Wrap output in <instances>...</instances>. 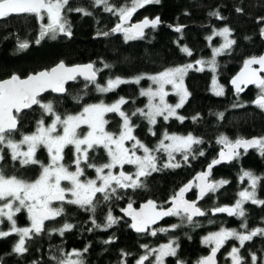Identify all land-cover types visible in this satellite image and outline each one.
I'll list each match as a JSON object with an SVG mask.
<instances>
[{"label":"trees","instance_id":"1","mask_svg":"<svg viewBox=\"0 0 264 264\" xmlns=\"http://www.w3.org/2000/svg\"><path fill=\"white\" fill-rule=\"evenodd\" d=\"M111 2L122 5L129 0ZM67 8H83L92 14L85 16L81 12L68 11ZM67 8L65 15L70 23L72 36L58 35L55 40L45 38L39 45L34 42L40 31V22L36 17L20 15L0 20V79L12 74L25 77L63 61L67 65L93 63L97 69H102L98 72L97 83L104 85L109 78L117 76L132 79L141 74H156L169 67L194 63L198 59L210 60L212 48L218 47L222 42L220 37L214 36L209 45L207 37L213 34L214 29L228 27L232 32L230 38L235 39L236 44L230 51L216 57L215 73L208 68L203 72L189 71L185 77V86L191 95L185 105L178 109V114L186 117L183 123L174 118L167 122L158 118L153 129L156 135L153 136L147 121L139 116L133 117V122L139 125L134 134L150 148H155L164 131L180 135L191 133L203 139L204 143L195 147L203 150L204 156L194 159L190 157L188 162H184L182 156L177 154L176 159L181 162V167L162 168L145 179V188L120 190V199L113 198L107 202L101 200L94 214L77 205L66 204L64 215L45 222V232L26 242L28 252L24 255L12 251L18 236L13 234L0 238V262L56 264L52 257L61 256V250L66 254L72 250L83 252L87 247L88 250L82 257L84 264H122L125 260L126 264H132L144 253L142 245L155 247L175 239L179 244L177 256L166 258V264H176L177 260L184 261L185 264H196L207 251L201 240L203 236L221 228L242 230L240 219L226 213L212 215L208 210L216 206H231L236 201L239 191L245 187V181L241 183L239 179L242 169L264 176V157L255 149H250L247 155H242L230 164L219 165L212 171L210 179H223L229 183L216 193H209L199 200L198 206L208 211V215L194 219L199 223L198 227L184 225L175 231L158 232L156 236L149 233L138 234L131 230L122 215V209L127 208L129 203L137 207L150 199L167 207L171 196L215 159L221 148L217 143L220 135H227L231 139L264 136V110L253 104L259 90L254 86L237 95L230 88V81L242 68L244 61L264 52V40L260 35L264 22L259 21L260 17H264V0H161L159 4H149L139 9L132 17L135 22L145 17L152 19L159 16L161 24L156 29H147L143 38L131 41H125L121 33H111V29L118 23V17L105 12L102 6H95L94 0H69ZM238 8L243 11H236ZM215 11H219L223 19L209 15ZM176 26H181L183 31L173 32L172 28ZM101 32H109L110 35H99ZM95 36L98 37L94 38ZM22 40L29 41V49L18 48V43ZM185 46L193 53L191 56L181 50ZM104 64L110 67L104 68ZM214 77L225 88L223 96H216L213 92ZM87 83L78 78L67 86L63 96L48 93L40 99L46 103L52 102L55 111L61 116L77 114L86 104L101 101L112 103L121 96L128 99L129 103L123 108L129 112L147 104L146 97L140 96V89L150 86L147 79L140 84L121 85L107 94L99 93L92 84L85 87ZM169 99L175 102L173 97ZM238 104L245 106H234ZM218 113L224 114L223 119L218 117ZM194 116L199 119L193 121ZM20 117L18 132L14 134L16 140L22 134L34 132L42 117L45 124L50 121V117L37 105L20 114ZM106 119L109 120L107 130L118 132L120 117L109 113ZM157 155L161 162H166L165 154ZM89 156L97 164L107 161L103 149L96 150L94 154L90 152ZM37 158L46 165L49 161L47 149L41 147ZM73 159V149L68 146L64 152V163L72 168ZM0 167L6 175H16L29 181L35 180L41 171L39 165L22 167L18 161H12L7 149ZM128 170L132 172L131 167ZM85 173L88 178L94 176L91 168H85ZM257 193L259 197H264V181L258 186ZM97 198L101 199L100 194H97ZM190 198L195 199L194 192ZM109 211L118 218V222L106 229L95 228L93 218L96 223L104 225ZM16 220L19 226L27 224L24 212L17 215ZM165 222L167 227L180 224L177 217H169L160 225ZM64 223H71L74 228L66 231L63 236L52 231L63 227ZM247 223L248 228L255 227L253 219ZM108 240L112 242L105 243ZM230 242L221 249L223 255L232 245ZM122 253H127V257ZM221 263L224 264L225 260Z\"/></svg>","mask_w":264,"mask_h":264},{"label":"snow or ice","instance_id":"2","mask_svg":"<svg viewBox=\"0 0 264 264\" xmlns=\"http://www.w3.org/2000/svg\"><path fill=\"white\" fill-rule=\"evenodd\" d=\"M161 0H129L122 5H117L111 0H94L95 6H102L103 10L118 17L119 22L111 29V33H121L125 41L143 38L146 29H156L161 24V18L156 16L149 19L145 17L142 21L133 23L132 17L141 8L149 4H159ZM69 0H0V20L11 16L32 15L40 22V31L35 39V44L39 45L45 38L55 40L58 35L72 36L70 23L65 15V10ZM68 11L81 12L85 16L92 13L83 8H67ZM238 12L243 10L238 8ZM209 15L218 19H223L219 11L211 12ZM47 18V23H45ZM264 22V17L259 18ZM176 32L183 31L181 26H176ZM99 35L108 36L109 32H101ZM260 35L264 37V28L260 29ZM214 36L222 37L223 44L220 47L212 48V58L210 60L198 59L194 63H187L182 66L169 67L152 75L141 74L132 79L121 77L109 78L106 84L97 83L98 72L93 63L84 65L68 66L63 61L56 66L39 71L22 78L13 74L10 78L0 80V165L5 160V149L8 150L12 161H18L22 167L39 165L41 171L35 180H26L16 175H6L0 167V224L6 219L10 228L8 231L0 230V238L9 237L13 234L19 237L12 251L18 255L28 252L26 242L34 236H39L45 232V222L55 220L64 215L63 204L77 205L86 211L96 212L97 206L102 201L107 202L113 198L120 199V190H136L145 188V179L152 173L162 170V168H179L181 162L177 161L176 155L182 156L184 162L189 158L204 156L203 150H198L195 146L204 143L203 139L187 135L170 134L164 131L162 138L155 148H150L143 143L134 133L139 127L133 122V117L139 116L147 121L150 133L155 136L153 130L158 123V118L167 122L170 119L184 122L186 117L178 114V109L182 108L190 97L191 93L185 86V77L189 71L203 72L205 67L215 73L217 71L216 57L230 51L236 44L235 39H231L232 32L228 27L220 30H213V34L207 37L209 45ZM30 43L27 40L19 41L18 48L27 50ZM185 54L191 56L193 53L189 48L182 47ZM258 66V67H254ZM110 65L104 64V68ZM264 55L251 56L244 61L240 73L235 76L230 83L233 85L237 95L244 91L248 85H255L259 90L253 103L264 110ZM82 77L89 84L95 85L96 91L101 94L114 92L121 85L134 83L140 84L142 80H149L156 87L140 89V96L147 97V104L143 108H136L131 112L123 108L129 101L121 96L112 103H90L82 107L77 114H58L52 102H43L40 97L43 93L52 91L55 93L66 92L65 85L69 81H75ZM213 92L216 96H223L225 88L219 85L216 78L212 81ZM171 86V92L167 90ZM170 94L178 97V102L170 104L166 97ZM34 105L39 106L45 114L53 117L48 125L42 117L37 122L35 132L22 134L21 139L16 140L14 134L18 132L20 124V114L31 109ZM244 107V104L234 105ZM109 113L117 114L121 119L119 132H112L106 129L109 120L106 116ZM223 119V113L217 114ZM193 121L199 119L192 117ZM82 126H86L87 131L80 132ZM217 143L221 145L218 157L213 159L205 171L196 175L190 181L171 196L168 203L170 207L164 208L156 201L148 200L140 209L136 211L129 203L127 209H122L127 216H130L133 223L131 227L138 233H149L156 236L158 232L167 233L175 231L184 225L198 227L199 223L194 220L196 217L226 213L242 221L241 228L237 229L221 228L219 231L211 232L203 238V244L211 249L210 254L199 258L196 264H218L217 254L229 240L238 241L239 247L232 246L226 260L231 264H246V258L241 255V249L245 243L252 241L254 237H264V227L248 228L246 210L244 205L251 203L264 207V199L258 197L257 188L264 176H257L250 170H241L239 177L241 183L247 180L248 187L239 191L238 199L231 206H216L208 211L198 206L199 200L209 193H216L220 188L227 185V180L210 179L212 169L221 163H231L238 160L242 155H247L250 149H255L260 156L264 157V136L245 138H229L227 135H220ZM72 146L74 149L73 164L75 170H70V166L64 163L65 148ZM43 147L47 149L50 162L43 164L37 158L38 150ZM103 149L107 155V162L97 164L92 161L89 153ZM242 150V151H241ZM142 151V155L137 153ZM158 153L166 155V162H161ZM125 165L135 168L134 172H126ZM85 168L95 171V179L86 177ZM118 170V171H116ZM85 177L84 179H81ZM67 182L68 186H62V182ZM198 189V199H186V194L193 188ZM100 194V198H97ZM54 202H60L59 207H54ZM22 210L27 212L30 226L18 227L16 215ZM165 217H177L180 224H174L170 228H152L159 220ZM118 222L109 211L104 225L96 223L93 218L92 223L95 228H109ZM74 228L71 223H64L63 227L53 229L61 236L66 231ZM111 240L105 243H111ZM144 254L139 256L135 264H166V258L176 257L179 244L175 239L168 243L160 244L158 247L141 246ZM87 247L83 252L73 250L71 253L61 256H53L56 264H84L83 253L87 252ZM127 257V253H122ZM251 264H264V257H258L256 253H250ZM154 258V259H152ZM2 264V262H0ZM126 264V260L123 262ZM176 264H185L184 261L177 260Z\"/></svg>","mask_w":264,"mask_h":264},{"label":"flooded vegetation","instance_id":"3","mask_svg":"<svg viewBox=\"0 0 264 264\" xmlns=\"http://www.w3.org/2000/svg\"><path fill=\"white\" fill-rule=\"evenodd\" d=\"M40 98H42V97H40ZM48 117H50V119L52 118L51 116H48ZM50 122H51V120L49 121V123ZM129 167H131V165H125L124 170L126 172H130L128 170ZM116 171H118V170H116ZM193 192H194V196H195V199H196V188L194 187L190 191V193L188 194V196H187V198L189 200H195V199L190 198L192 196ZM259 198L260 199H264V197H259ZM57 204H60V203H54L53 205H57ZM66 204L67 203H64L63 204V207ZM234 204H235V202L233 204H231V205H234ZM244 207H245V210H246V218H247V221L248 222H251V219H253V221L255 223V227H264V207H260V206H257V205H253L251 203L245 204ZM232 217H234V216H232ZM172 218H174V217H172ZM165 224H166V222L163 223V225H165ZM163 225H158V226L153 227V228H155V229L165 228L166 225L165 226H163ZM168 227H170V226H168ZM168 227L166 226V228H168ZM249 229H252V228H249ZM241 231H244V230L242 229ZM145 233H147V232H145ZM206 235H208V234H206ZM205 236L202 237V239H201L202 241H203V238ZM229 241H231L230 243H232V245H230V247L227 249V251H226V253L224 255L221 253V250H220V253L218 255V264H222L221 261H224V260H225V263L224 264H231V261L230 260H226L225 257L228 255V252L230 251L231 247L232 246L239 247V243H238V241H235V240H229ZM205 247H206V250L207 251L204 254V256H206L208 254V252L211 250L209 247H207V246H205ZM250 253H256L258 257H264V237L257 236V237H254L252 241H249V242H246L245 243L244 248L241 249V255H243L246 258V264H251ZM152 259H154V258H152ZM147 264H148V262H147ZM258 264H259V261H258Z\"/></svg>","mask_w":264,"mask_h":264},{"label":"water","instance_id":"4","mask_svg":"<svg viewBox=\"0 0 264 264\" xmlns=\"http://www.w3.org/2000/svg\"><path fill=\"white\" fill-rule=\"evenodd\" d=\"M144 19V18H143ZM143 19H141V20H138V21H132L133 23H136V22H140V21H142ZM119 22V21H118ZM175 28H172V31L173 32H176L175 30H174ZM147 30V29H146ZM145 30V31H146ZM98 36H95L94 38H97ZM263 38V40H264V37H262ZM261 55H264V52L261 54ZM59 63V62H58ZM57 63V64H58ZM56 64V65H57ZM84 64H88V63H83V64H74V65H68V66H75V65H84ZM56 65H54V66H56ZM67 65V64H66ZM54 66H52V67H54ZM51 67V68H52ZM254 67H258V66H254ZM242 68H243V66H242ZM242 68L234 75V77L235 76H237L239 73H240V71L242 70ZM50 69V68H49ZM43 70H46V69H43ZM40 71H42V70H40ZM39 72V71H38ZM37 73V72H36ZM31 74H34V73H31ZM31 74H28V75H31ZM13 75V74H12ZM17 75V74H16ZM27 75V76H28ZM262 75H264V73H262ZM27 76H25V77H22V78H26ZM11 76H9V77H7V78H5V79H8V78H10ZM233 77V78H234ZM78 78H80V79H83L82 77H78ZM77 78V79H78ZM232 78V79H233ZM0 80H4V79H0ZM84 80V79H83ZM74 81H69L66 85H65V87H66V89H67V86L69 85V84H71V83H73ZM255 85H248L245 89H244V91L243 92H241V94L242 93H245L247 90H249L250 88H252V87H254ZM230 88L232 89V91L234 92V93H236L235 92V89H234V87H233V85L230 83ZM67 91V90H66ZM48 93H51V94H53V95H55V96H63L66 92H64V93H55V92H52V91H48V92H45V93H43L42 95H41V97H43L44 95H46V94H48ZM256 98H254V100H255ZM253 100V101H254ZM254 104V103H253ZM255 105V104H254ZM36 105H34L32 108H34ZM31 108V109H32ZM28 110H30V109H26V110H24L22 113H24V112H26V111H28ZM21 113V114H22ZM250 139V138H249ZM222 147V146H221ZM220 150H221V148H220ZM219 150V151H220ZM219 151H218V153H217V155H216V157L215 158H217L218 157V154H219ZM242 151V150H241ZM226 164H230V163H221V164H219V165H226ZM219 165H216L213 169H212V171L217 167V166H219ZM207 167H208V164L205 166V168H204V170L203 171H205L206 169H207ZM202 172V171H201ZM200 173V172H199ZM198 174V173H197ZM196 174V175H197ZM196 175H194V177L192 178V180H194V178L196 177ZM211 178V177H210ZM192 180H190V181H192ZM189 181V182H190ZM188 182V183H189ZM187 184V183H186ZM185 184V185H186ZM183 187V186H182ZM179 191V190H178ZM177 191V192H178ZM190 193V191L186 194V199H188L187 198V196H188V194ZM198 199V189H196V199L195 200H197ZM148 201V200H147ZM147 201H144V202H142V203H140L137 207H133L136 211H140V209H141V207L147 202ZM54 203H60V202H54ZM168 207H170V204L168 203V206L167 207H165V208H168ZM125 209H127V208H125ZM122 215H123V217L129 222V226H130V228H131V230L134 232V233H138V232H136L135 231V229H133L132 227H131V224L133 223V221H132V219H131V217L130 216H127L126 214H125V212L124 211H122ZM169 217H165V218H163V219H161V220H159L155 225H152V228L153 227H156V226H158V225H160L162 222H164L166 219H168ZM199 218H201V217H196V218H194V219H199ZM47 222V221H46ZM138 234H143V233H138ZM211 251V250H210ZM210 251L208 252V254L207 255H209L210 254ZM220 253V252H219ZM219 253L217 254V261H218V255H219Z\"/></svg>","mask_w":264,"mask_h":264},{"label":"rangeland","instance_id":"5","mask_svg":"<svg viewBox=\"0 0 264 264\" xmlns=\"http://www.w3.org/2000/svg\"><path fill=\"white\" fill-rule=\"evenodd\" d=\"M46 19V23H47V18H45ZM220 30V29H219ZM221 38V40H222V42H221V44L218 46V47H220L222 44H223V38L222 37H220ZM205 68H207V67H205ZM157 74V73H156ZM149 75H152V74H149ZM149 83H150V86L149 87H153V88H155L156 86L155 85H153L152 83H151V81H149ZM212 87H213V85H212ZM148 88V87H147ZM167 90L169 91V92H171V86H167ZM170 97H173V100L175 101V102H171L170 101ZM146 99H147V97H146ZM166 100H167V102L168 103H170V104H175V103H177L178 102V97L177 96H175V95H172V94H170L169 96H167L166 97ZM52 119H53V117L50 119L51 120V122H52ZM50 122V123H51ZM50 123H47L46 125H48V124H50ZM106 129H107V126H106ZM120 130V129H119ZM87 131V128H86V126H82L81 127V129H80V132L81 133H84V132H86ZM35 132V131H34ZM119 132V131H118ZM33 133V132H32ZM31 134V133H30ZM170 134H172V133H170ZM178 135H180V134H178ZM21 139V138H20ZM19 140V139H18ZM72 147V146H71ZM72 149H73V147H72ZM73 152H74V149H73ZM138 155H142L143 153H142V151H140V152H138L137 153ZM49 156V155H48ZM50 162V158H49V161H48V163ZM107 162V161H106ZM47 163V164H48ZM131 168H132V172H134L135 171V168L133 167V166H131ZM70 170H72V171H74L75 170V166H74V164L72 163V168H70ZM93 172H94V176H93V178H89V179H95L96 178V176H95V171H94V169H93ZM85 177H82L81 179H84ZM88 178V177H87ZM248 181L247 180H245V188H246V186L248 187ZM62 186H68V184H67V182L65 181V182H62ZM244 188H242L241 190H243ZM240 190V191H241ZM239 197L237 196V199H238ZM54 207H59L60 206V204H57V205H53ZM21 212H24L25 213V216H26V220H27V224L26 225H22V226H19L18 224H17V226L18 227H28V226H30V221L28 220V216H27V212L25 211V210H22ZM20 212V213H21ZM20 213H18L17 215H19ZM16 215V216H17ZM15 219H16V217H15ZM172 226V225H171ZM170 226V227H171ZM9 228H10V224H9V222L5 219L4 220V222L2 223V224H0V230H3V231H8L9 230ZM219 231V230H218ZM150 235V234H149ZM17 236V235H16ZM18 239H19V237H18ZM159 246V245H158ZM158 246H155V247H158ZM73 251V250H72ZM72 251H70L69 253H71ZM144 254V253H143ZM142 254V255H143ZM139 258V257H138ZM137 258V259H138ZM136 259V260H137ZM136 260L132 263V264H135V262H136ZM123 264V263H122ZM146 264H147V262H146Z\"/></svg>","mask_w":264,"mask_h":264}]
</instances>
